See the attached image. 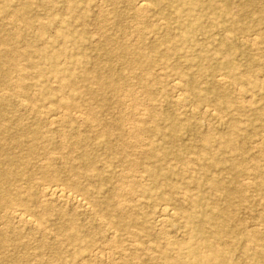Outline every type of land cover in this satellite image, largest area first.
Listing matches in <instances>:
<instances>
[{"label":"rangeland","instance_id":"rangeland-1","mask_svg":"<svg viewBox=\"0 0 264 264\" xmlns=\"http://www.w3.org/2000/svg\"><path fill=\"white\" fill-rule=\"evenodd\" d=\"M7 1L0 57H17L0 64V264H166L199 243L226 264H264V1L219 0L220 18L208 0H147L140 14L136 0H29V27L24 0ZM187 13L200 24L189 38L176 21ZM229 25L237 77L219 44ZM23 95L50 110L21 109ZM50 184L90 207L42 204ZM14 207L39 222L19 223ZM163 207L177 216L165 226Z\"/></svg>","mask_w":264,"mask_h":264},{"label":"bare ground","instance_id":"bare-ground-1","mask_svg":"<svg viewBox=\"0 0 264 264\" xmlns=\"http://www.w3.org/2000/svg\"><path fill=\"white\" fill-rule=\"evenodd\" d=\"M181 2L185 3V4H188L187 2H189V4H191L190 1L188 0H180ZM218 1L219 0H208V2H206V4L208 5V9L210 10V12L213 14V15H216L220 18H222L223 16H225L227 13H226V9L225 6L224 8H220L218 6ZM223 2V0H220ZM219 1V2H220ZM254 1L256 0H248L247 2V5H251L252 3H254ZM262 1V0H261ZM264 1V0H263ZM32 8V4L29 0H24V4H23V10L26 14L22 15L21 19L24 20V23L26 24L25 26H30V18H29V14H30V10ZM9 10V3L7 0H0V15L6 13L7 11ZM151 10V6L150 4L147 2V0H136L135 2V11H136V14H140V13H144L146 11H150ZM182 17H184V21H189V23H187L185 26V28L187 29V33H186V36H188L187 38L190 37V35L194 34L195 31L197 30V27H200V24H199V20H191L190 22V19L192 18V14L190 13H187L185 16H181L179 19H176L177 22H180L181 23V19ZM11 18V16H10ZM13 19V18H12ZM10 20V19H9ZM59 20V19H58ZM19 26V25H18ZM42 29H50V26L49 25H46V26H41ZM16 29V28H15ZM14 29V30H15ZM13 30V31H14ZM39 30V29H38ZM16 31V30H15ZM37 32V31H36ZM226 32L227 34L222 38L220 39L219 41V44L221 47H224L226 48V51L228 52L227 54H229V58L228 59H224L223 60V65L233 74L234 77H237V73H236V70H237V64H236V60H235V57L236 55H238V52L241 51V49L243 47H241L240 44L234 42L230 35H228V33L230 34H238L240 32V30H238L237 27H235L234 25H229L227 26V29H226ZM247 34H243V35H247V37H250L252 35H254L256 32H247ZM204 35H206L204 33ZM58 38L60 40H63L64 42H66L67 40V37L65 35V33L63 31L61 32H58L57 34ZM154 38V37H153ZM245 38V37H244ZM245 38V39H246ZM244 39V40H245ZM248 39V38H247ZM255 39V38H254ZM256 40H258L256 38ZM255 40V43L258 42ZM260 40V39H259ZM252 41H254L252 39ZM251 40L248 41V43H246L245 45L248 47V46H254L255 43L252 42ZM259 44V43H258ZM244 45V46H245ZM32 48V47H30ZM58 48V47H57ZM122 48H124L122 46ZM35 50L37 53H39L41 56L43 57H47V56H52L49 55V48L46 47V48H42V49H35V48H32L30 51L32 50ZM117 51V49H115L114 53ZM27 54L28 52H23V53H18V57H27ZM16 55H10V54H4V56L1 58L0 57V64H3L1 62H6L9 60L10 63H14L15 59H16ZM206 58V56L204 57ZM227 58V57H226ZM141 61V60H140ZM248 62L250 63V65H253V63L255 62V59L252 58V57H249L248 59ZM30 63V62H29ZM4 64H7V63H4ZM15 65V64H14ZM31 65V63H30ZM16 66V65H15ZM34 64H32L30 67H33ZM258 74V73H257ZM41 76V73L39 72L38 76L37 77H40ZM23 77V76H22ZM216 78V82H219L221 83L224 79H219L218 76H215ZM262 77V76H261ZM249 78V77H247ZM226 79V78H225ZM26 81H27V78H17L15 80H12L10 82V85L14 86V87H17L19 88V86L21 84H26ZM178 81V80H177ZM184 81V80H183ZM227 81V80H225ZM35 86H40L41 85V82L40 80L36 81L35 84H33ZM173 86L181 93V91L183 89H181V84L180 82L177 83V82H174ZM189 88L192 89V91L195 92V90H197L198 88V84L196 83V81L194 79L190 80V83H189ZM241 88V87H240ZM16 89V88H14ZM243 89V88H242ZM245 90V89H244ZM243 90V91H244ZM239 91V89H238ZM178 92V93H179ZM220 92V91H219ZM237 92V91H236ZM4 93V91H3ZM242 93V92H241ZM250 93V92H249ZM10 93H5V95H3V99L6 100L5 98H7V96H9ZM185 94V92H184ZM239 94V93H238ZM177 95V94H176ZM244 96V95H243ZM177 98L175 99L176 102L178 104H182L185 100L183 98V95L180 94L179 96H176ZM249 97H252V96H249ZM9 100L10 99H13V98H8ZM188 99V98H187ZM254 99V98H253ZM21 101H19V107L21 109H26L27 111H31L33 113H38L40 114L42 112V110H50V107H49V104H45L43 106H39L38 104H36L35 102L33 101H28V98L23 95L21 96L20 98ZM251 100V99H250ZM16 102V101H15ZM247 102V101H245ZM249 103V102H248ZM182 107H184L182 105ZM51 113L53 112L55 116V112L56 110H51L50 111ZM177 112V111H176ZM209 112V111H208ZM216 113L215 111H213V114ZM81 114H78L80 115L79 117H81ZM63 115V114H62ZM216 115V114H214ZM218 115V114H217ZM52 116V117H53ZM61 116V115H60ZM213 116V115H212ZM58 116H56L57 118ZM77 117V115H76ZM219 117V116H218ZM55 118V120H57ZM61 118V117H59ZM82 118V117H81ZM79 118V119H81ZM86 118V117H85ZM49 119V118H48ZM216 120V118H215ZM49 121H54V118H50ZM82 121V119L80 120V122ZM214 122V121H213ZM137 124V123H136ZM52 125V124H51ZM135 125V124H134ZM53 126V125H52ZM52 130V129H51ZM53 131V130H52ZM55 131V130H54ZM58 133H61V135H65V132L66 131H69L66 127L65 128H58ZM129 132V131H128ZM264 133V132H263ZM264 135V134H263ZM143 141V140H142ZM261 141V140H260ZM263 141V140H262ZM260 143V142H259ZM257 145V144H256ZM62 146L64 147V145L62 144ZM118 148V147H117ZM141 150V149H140ZM145 154V153H144ZM128 158V157H127ZM129 160V159H128ZM136 161V160H135ZM124 162H127V160H124ZM133 165V164H132ZM146 173H154L152 169L150 170H146L145 171ZM144 177V176H143ZM262 178H264V175H262ZM144 179V178H143ZM249 182V181H247ZM129 184V183H128ZM247 184V183H246ZM251 184V183H250ZM130 186V185H129ZM122 188V186H121ZM125 188V187H124ZM120 189V188H119ZM123 189V188H122ZM120 189V190H122ZM127 190V189H125ZM15 191V189H14ZM39 195H40V202L42 204H47V205H51L52 203H55V202H71L73 204H76L82 208H85V209H88L90 206L88 203H86V200L84 198H81L80 196L76 195V194H73L70 190H68L67 188H65L64 186H61V185H58V184H50L48 186H43V188H41L39 190ZM119 197V196H118ZM92 209V208H91ZM8 213V216L9 217H12L13 219L19 221V223L23 224V225H30V226H33L35 222H39L38 220L35 219L36 217V214H34L33 212H30L29 210L27 209H20V208H11L7 211ZM5 213V212H4ZM214 213V212H213ZM171 215H175V213L173 214L172 213V210L169 209L168 207H163L160 209L159 213H158V216H157V223L160 224L161 226H165L167 225L169 218L171 217ZM176 216V215H175ZM177 217V216H176ZM16 223V222H15ZM40 224V223H39ZM108 228V227H107ZM109 235V238H112L114 239L117 235V233L115 231H112V230H109L108 233ZM107 236V235H106ZM171 237V236H170ZM168 239V237H167ZM191 241V240H190ZM134 244V243H133ZM132 244V245H133ZM137 246V244H136ZM135 246V247H136ZM248 246V244H247ZM134 247V246H133ZM152 247V246H151ZM119 248V247H118ZM117 248V249H118ZM245 248V247H243ZM248 249V248H247ZM254 249L256 252L258 251H261L260 247L258 246H254ZM253 249V250H254ZM152 250V248H151ZM115 251V250H114ZM254 251V253H255ZM124 252V251H123ZM122 252V253H123ZM112 255V254H111ZM126 255V254H125ZM124 255V256H125ZM124 258V257H123ZM124 260V259H123ZM118 262V261H116ZM136 262V261H135ZM85 263V262H84ZM226 264L223 260H221L219 258V255H218V252L215 251V250H212L207 243H199L197 245H192V246H188V247H182L180 248V250L178 251V253L176 254L175 258H173V261L172 262H167L166 264ZM115 264V263H113Z\"/></svg>","mask_w":264,"mask_h":264}]
</instances>
